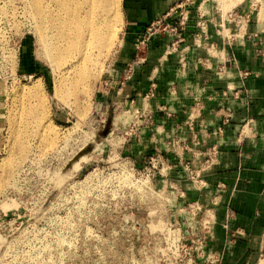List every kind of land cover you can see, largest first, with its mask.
Masks as SVG:
<instances>
[{
    "label": "rangeland",
    "instance_id": "374dc122",
    "mask_svg": "<svg viewBox=\"0 0 264 264\" xmlns=\"http://www.w3.org/2000/svg\"><path fill=\"white\" fill-rule=\"evenodd\" d=\"M27 2L0 0V264H206L205 208L160 162L130 156L135 112L100 103L122 47V0L89 98L84 83L56 96L62 77Z\"/></svg>",
    "mask_w": 264,
    "mask_h": 264
},
{
    "label": "crops",
    "instance_id": "0c3cea01",
    "mask_svg": "<svg viewBox=\"0 0 264 264\" xmlns=\"http://www.w3.org/2000/svg\"><path fill=\"white\" fill-rule=\"evenodd\" d=\"M122 19L100 103L139 118L130 156L209 210L206 264H264V1L122 0ZM159 20L177 32L143 42Z\"/></svg>",
    "mask_w": 264,
    "mask_h": 264
},
{
    "label": "bare ground",
    "instance_id": "6f19581e",
    "mask_svg": "<svg viewBox=\"0 0 264 264\" xmlns=\"http://www.w3.org/2000/svg\"><path fill=\"white\" fill-rule=\"evenodd\" d=\"M26 1L31 5V8L27 5L28 10L36 23V31H39L37 38L50 63L62 77V82L56 86V96L61 92L72 94L71 91L79 89L84 83L85 95L89 98L101 72L100 60L117 44L119 0ZM111 12L112 17L118 20L116 24ZM19 150L24 152L25 146H20ZM12 163L9 165L13 166Z\"/></svg>",
    "mask_w": 264,
    "mask_h": 264
},
{
    "label": "built area",
    "instance_id": "2783aa9c",
    "mask_svg": "<svg viewBox=\"0 0 264 264\" xmlns=\"http://www.w3.org/2000/svg\"><path fill=\"white\" fill-rule=\"evenodd\" d=\"M180 25H183L182 20L180 22ZM160 29L162 31L170 30L172 32H177V30H178V24H167L164 21H160L159 20L157 22V24L156 23L155 24H152L151 26H149L147 28V32H146L147 34H146L145 38L143 39V42H145L147 38H149L151 35H153L155 32H157V30H160ZM216 155H217V148L214 147L213 150H212V155L207 159L206 162L209 163V164L211 162H213V160L216 157ZM154 162L155 163L156 162H158V163L160 162L158 156H153V157L150 158V163L154 164ZM191 174H192L191 177H192V179L194 181H199V179H200L199 178L200 177L199 175H197V174H195L193 172ZM192 205H194V203ZM198 205H199L198 209H202L203 210L204 207L202 206V204L198 203ZM204 211L207 212L206 217H208V220H206L207 221L206 223L208 224V227H210V226L213 227V221H212V218L210 217L209 210L205 208ZM211 233H212V231H211Z\"/></svg>",
    "mask_w": 264,
    "mask_h": 264
}]
</instances>
